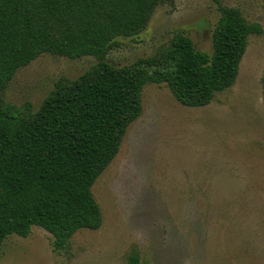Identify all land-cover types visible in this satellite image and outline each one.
Returning a JSON list of instances; mask_svg holds the SVG:
<instances>
[{
	"label": "rangeland",
	"instance_id": "374dc122",
	"mask_svg": "<svg viewBox=\"0 0 264 264\" xmlns=\"http://www.w3.org/2000/svg\"><path fill=\"white\" fill-rule=\"evenodd\" d=\"M236 7L251 34L235 82L202 106L178 102L165 83H145L142 112L94 180L98 228H79L68 247L32 225L9 233L0 264H264V0H171L145 28L117 37L104 59L123 66L168 45L175 32L211 52L218 5ZM96 58L44 52L19 67L1 98L36 110L60 77L74 79Z\"/></svg>",
	"mask_w": 264,
	"mask_h": 264
},
{
	"label": "trees",
	"instance_id": "16d2710c",
	"mask_svg": "<svg viewBox=\"0 0 264 264\" xmlns=\"http://www.w3.org/2000/svg\"><path fill=\"white\" fill-rule=\"evenodd\" d=\"M171 0H0V245L32 225L50 232L56 250L79 228H98L91 186L142 112L145 83H165L182 105L202 106L231 86L258 22L218 5L211 52L175 32L158 52L115 66L104 57L117 37L141 32ZM44 52L96 62L74 79L60 77L36 110L1 98L14 72ZM264 103V69L261 75ZM128 264H137V254Z\"/></svg>",
	"mask_w": 264,
	"mask_h": 264
}]
</instances>
